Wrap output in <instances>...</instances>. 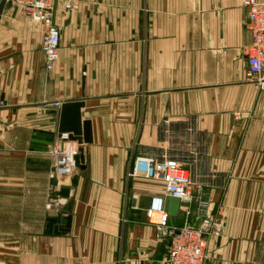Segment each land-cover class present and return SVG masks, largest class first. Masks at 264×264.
<instances>
[{
  "label": "crops",
  "instance_id": "1",
  "mask_svg": "<svg viewBox=\"0 0 264 264\" xmlns=\"http://www.w3.org/2000/svg\"><path fill=\"white\" fill-rule=\"evenodd\" d=\"M64 1L52 69L43 26L13 0L0 14V264H163L146 208L161 197L168 212L170 195L130 174L137 157L188 170L192 196L171 222L221 218L205 264H264V90L245 76L241 0ZM75 99L92 141L64 198L55 190L76 168L52 184L50 148L67 134L53 103ZM60 210L69 231L48 233Z\"/></svg>",
  "mask_w": 264,
  "mask_h": 264
},
{
  "label": "built area",
  "instance_id": "2",
  "mask_svg": "<svg viewBox=\"0 0 264 264\" xmlns=\"http://www.w3.org/2000/svg\"><path fill=\"white\" fill-rule=\"evenodd\" d=\"M57 1L13 0L25 16L43 26L41 48L47 69H52L59 58L60 29L54 20ZM241 4L246 9V26L251 34L250 43L244 47L247 55L245 76L264 90V0H241ZM75 6L76 0H65L63 3L65 10H71ZM61 102L57 100L53 104L60 106ZM4 105V100L0 98V107ZM62 137L65 141L63 144H55L50 148L53 158L51 177L69 175L75 169L74 155L77 153L78 143ZM130 174H142L161 180L170 196L180 199L192 196L191 176L174 159L160 161L150 157H137ZM162 203L161 197L152 198L146 208V216L148 222L154 225L156 238L166 243L167 252L163 264H205L208 239L222 234L221 218L205 215L201 217L198 226L187 221L177 224L170 221V215Z\"/></svg>",
  "mask_w": 264,
  "mask_h": 264
},
{
  "label": "water",
  "instance_id": "3",
  "mask_svg": "<svg viewBox=\"0 0 264 264\" xmlns=\"http://www.w3.org/2000/svg\"><path fill=\"white\" fill-rule=\"evenodd\" d=\"M7 0H0V14ZM84 106V101L81 99L64 100L59 108L58 133L62 135L67 133L64 139L76 141L78 143L77 153L74 155V166L76 173L70 177L69 184L59 185L55 194L67 198L71 185L77 182L78 173L86 168V145L92 141V133L90 121L82 119L81 107ZM54 186L58 183V177H52ZM180 198L170 196L168 198V214L176 216L178 213ZM63 215V217H61ZM60 216L61 218H58ZM70 214H66L65 210H60L57 215H51L46 218L48 233L52 232L57 235L66 234L70 228ZM61 223L62 226L57 227L56 224ZM59 228V229H58ZM53 229V230H52Z\"/></svg>",
  "mask_w": 264,
  "mask_h": 264
}]
</instances>
